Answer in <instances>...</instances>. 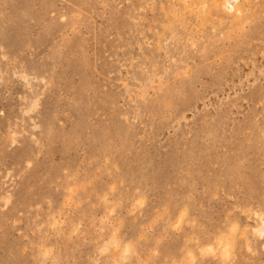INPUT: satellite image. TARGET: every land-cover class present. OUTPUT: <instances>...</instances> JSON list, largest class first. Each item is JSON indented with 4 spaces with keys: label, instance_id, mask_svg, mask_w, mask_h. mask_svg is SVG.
I'll return each mask as SVG.
<instances>
[{
    "label": "rangeland",
    "instance_id": "rangeland-1",
    "mask_svg": "<svg viewBox=\"0 0 264 264\" xmlns=\"http://www.w3.org/2000/svg\"><path fill=\"white\" fill-rule=\"evenodd\" d=\"M222 1L0 0V264H264L184 240L264 213V0Z\"/></svg>",
    "mask_w": 264,
    "mask_h": 264
},
{
    "label": "bare ground",
    "instance_id": "bare-ground-1",
    "mask_svg": "<svg viewBox=\"0 0 264 264\" xmlns=\"http://www.w3.org/2000/svg\"><path fill=\"white\" fill-rule=\"evenodd\" d=\"M213 1L215 3L217 2V0H213ZM236 3L237 2H235V4ZM221 4L224 6L227 5L231 7L229 0H223ZM236 5L233 4V9H236L237 11L236 14H239L240 8H238L239 5L238 6ZM254 215L257 217L258 222L254 226H252L251 240L249 235H247L246 231H236L235 228L232 227L229 231L226 232V235H222L220 234V232H222L223 229L218 230L213 225H210L208 230L201 228L200 229L195 228L190 230L187 234H185L184 240L186 242L192 241V243H188V244H191V246L194 245L195 247H199V248H204L203 247L204 245L209 244L208 248L199 250L198 252L199 262L205 260L206 257H208V255L215 256L217 253L221 256L222 260L224 261L229 257V254L231 253V247H232V242L230 241L231 239L237 238L238 241L240 242L244 241L247 246L256 243H264V213L254 212ZM209 230H213L217 233L215 235H212L209 233ZM216 248L219 249L218 252H216ZM184 257H185L184 258L185 261L183 262L184 264L192 263V260L194 258L191 251H187L186 254H184Z\"/></svg>",
    "mask_w": 264,
    "mask_h": 264
}]
</instances>
